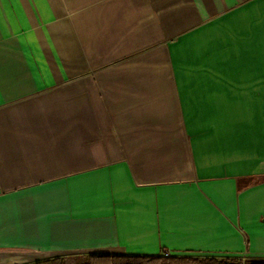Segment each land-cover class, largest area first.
<instances>
[{
    "label": "crops",
    "instance_id": "0c3cea01",
    "mask_svg": "<svg viewBox=\"0 0 264 264\" xmlns=\"http://www.w3.org/2000/svg\"><path fill=\"white\" fill-rule=\"evenodd\" d=\"M264 257V0H0V264Z\"/></svg>",
    "mask_w": 264,
    "mask_h": 264
},
{
    "label": "trees",
    "instance_id": "16d2710c",
    "mask_svg": "<svg viewBox=\"0 0 264 264\" xmlns=\"http://www.w3.org/2000/svg\"><path fill=\"white\" fill-rule=\"evenodd\" d=\"M24 264H264V257L89 252L57 255Z\"/></svg>",
    "mask_w": 264,
    "mask_h": 264
},
{
    "label": "built area",
    "instance_id": "2783aa9c",
    "mask_svg": "<svg viewBox=\"0 0 264 264\" xmlns=\"http://www.w3.org/2000/svg\"><path fill=\"white\" fill-rule=\"evenodd\" d=\"M163 253H164V255H166V256L171 255V252H170L169 250H166V251H164Z\"/></svg>",
    "mask_w": 264,
    "mask_h": 264
}]
</instances>
